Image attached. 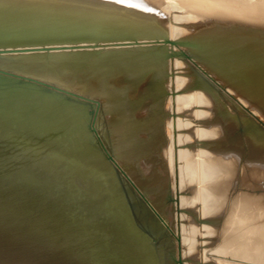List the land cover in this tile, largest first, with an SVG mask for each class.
Instances as JSON below:
<instances>
[{"label": "bare ground", "instance_id": "6f19581e", "mask_svg": "<svg viewBox=\"0 0 264 264\" xmlns=\"http://www.w3.org/2000/svg\"><path fill=\"white\" fill-rule=\"evenodd\" d=\"M179 261L264 264V0H0V264Z\"/></svg>", "mask_w": 264, "mask_h": 264}, {"label": "rangeland", "instance_id": "374dc122", "mask_svg": "<svg viewBox=\"0 0 264 264\" xmlns=\"http://www.w3.org/2000/svg\"><path fill=\"white\" fill-rule=\"evenodd\" d=\"M69 98H71V97H69ZM73 99H75V98H73ZM75 100H76V99H75ZM193 108H194V107H193ZM195 109H196V108H195ZM136 216H137V215L135 214V220H136V222H137L138 224L141 223V220H139L138 216H137V218H138V219H137Z\"/></svg>", "mask_w": 264, "mask_h": 264}, {"label": "water", "instance_id": "95a60500", "mask_svg": "<svg viewBox=\"0 0 264 264\" xmlns=\"http://www.w3.org/2000/svg\"><path fill=\"white\" fill-rule=\"evenodd\" d=\"M110 157V156H109ZM111 159V158H110ZM112 160V159H111ZM113 161V160H112ZM114 165H115V162H114ZM180 264H183L182 261H179Z\"/></svg>", "mask_w": 264, "mask_h": 264}]
</instances>
